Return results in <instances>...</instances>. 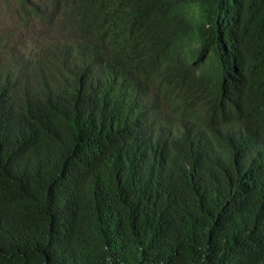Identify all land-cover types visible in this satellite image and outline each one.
Here are the masks:
<instances>
[{
  "label": "trees",
  "instance_id": "trees-1",
  "mask_svg": "<svg viewBox=\"0 0 264 264\" xmlns=\"http://www.w3.org/2000/svg\"><path fill=\"white\" fill-rule=\"evenodd\" d=\"M0 2V264H264V0Z\"/></svg>",
  "mask_w": 264,
  "mask_h": 264
},
{
  "label": "rangeland",
  "instance_id": "rangeland-1",
  "mask_svg": "<svg viewBox=\"0 0 264 264\" xmlns=\"http://www.w3.org/2000/svg\"><path fill=\"white\" fill-rule=\"evenodd\" d=\"M31 1H32L31 3L36 2V0H31ZM9 3L10 2H7L5 4V6L8 7ZM5 6H3V4L0 2V35H1V37H3L4 35L7 36L8 34H10V36H11L10 40H13V39L17 38L18 34H20L21 31H20L17 23L14 21H10L9 17L6 16L8 13H7V8ZM38 28H39V23L37 22V25H35V29L37 30ZM46 34H47V32H45L44 36ZM38 35H39V30L36 31V35H34V36L27 35L26 40L29 41L27 43V45L30 43L31 38H33V40H38L39 39ZM18 48H19V46H18Z\"/></svg>",
  "mask_w": 264,
  "mask_h": 264
}]
</instances>
